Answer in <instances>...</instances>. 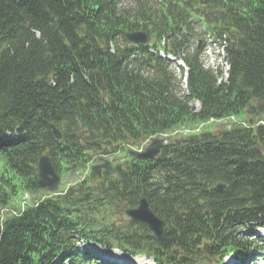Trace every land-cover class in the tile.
<instances>
[{"label": "trees", "instance_id": "1", "mask_svg": "<svg viewBox=\"0 0 264 264\" xmlns=\"http://www.w3.org/2000/svg\"><path fill=\"white\" fill-rule=\"evenodd\" d=\"M137 30L148 44L126 40ZM204 31L227 38L225 82L200 59ZM160 52L182 58L187 93ZM240 114L253 123L173 139L155 159L127 156L114 174L6 216L0 264L102 263L78 240L106 248L115 240L156 264L227 253L245 261L252 242L264 241L251 230L264 227V0H0V210L41 192L43 153L70 174L122 143ZM95 139L112 144L85 143ZM140 195L168 223L162 244L121 217Z\"/></svg>", "mask_w": 264, "mask_h": 264}, {"label": "water", "instance_id": "2", "mask_svg": "<svg viewBox=\"0 0 264 264\" xmlns=\"http://www.w3.org/2000/svg\"><path fill=\"white\" fill-rule=\"evenodd\" d=\"M125 37L128 41L133 43L146 44L148 43V36L142 31H132L126 32ZM49 59V56H46V60ZM52 129V134L56 139L60 138V131L53 124H50ZM88 145L94 144H110L109 141L103 142L100 139L93 141H88ZM162 147V140L159 138H152L148 146L142 152H134L128 150V153L136 158L140 159H152L159 152ZM98 163L93 164L90 168L89 177L92 180H97L101 177L102 170L114 172V168L109 161L99 157ZM60 182V176L56 172L51 158L47 153L41 155L37 161V186L40 189L46 191H54L57 189V186ZM215 190L224 189V185L218 183L214 186ZM123 218L128 221H134L141 223L146 226V228L152 233L153 237L158 243H162L166 237L168 231L167 223L158 218L157 215L152 211L148 202L143 196H140L137 201V205L132 208H127L122 211ZM173 253L176 254L175 251ZM203 259H200L202 261Z\"/></svg>", "mask_w": 264, "mask_h": 264}, {"label": "rangeland", "instance_id": "3", "mask_svg": "<svg viewBox=\"0 0 264 264\" xmlns=\"http://www.w3.org/2000/svg\"><path fill=\"white\" fill-rule=\"evenodd\" d=\"M206 61L208 63H210L211 61H213V59H211V57H207L206 58ZM216 62H218L219 65L221 64L220 66H222V69L225 68V63H224L223 57L218 56L217 59L214 60V63H216ZM175 71H176V73H177L178 76L181 75L179 69H175ZM181 89H182V92H183V90H184V88H183V81H182V87H181ZM193 105H194L195 108H197V105L195 103ZM237 117L241 118L242 117V114L238 115ZM76 177H77V173H72V174L63 173L62 178H61V182L59 184V189H63L66 186L68 180L69 181H73V179L76 178ZM256 233L259 234L260 236H263L264 237V229H261V228L260 229H256ZM111 256H113V255H111ZM114 258H116V257H114ZM117 260H118V258H117ZM135 260L136 261H133V264H135V263L136 264H148L149 263L146 260H145L146 262L144 260H137L136 258H135ZM137 261H141V262L138 263ZM123 262H126V261L123 260ZM204 264H215V263H213L211 261H206Z\"/></svg>", "mask_w": 264, "mask_h": 264}, {"label": "bare ground", "instance_id": "4", "mask_svg": "<svg viewBox=\"0 0 264 264\" xmlns=\"http://www.w3.org/2000/svg\"><path fill=\"white\" fill-rule=\"evenodd\" d=\"M136 259H137V260H144V261L146 260V261H148L150 264H152V262H151L149 259H145V258H142V257H137ZM134 261H136V260L134 259ZM146 261H145V262H146ZM137 262L140 263L141 261H137ZM149 263H148V264H149Z\"/></svg>", "mask_w": 264, "mask_h": 264}]
</instances>
